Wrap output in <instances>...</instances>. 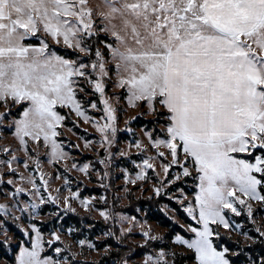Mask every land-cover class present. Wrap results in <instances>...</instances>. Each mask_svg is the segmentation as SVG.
<instances>
[{
	"label": "snow or ice",
	"instance_id": "snow-or-ice-1",
	"mask_svg": "<svg viewBox=\"0 0 264 264\" xmlns=\"http://www.w3.org/2000/svg\"><path fill=\"white\" fill-rule=\"evenodd\" d=\"M109 85L122 91L110 96ZM89 95H98L99 105L83 99ZM122 99L139 116L154 118L153 127L143 130L147 144L136 138L127 145L139 160L130 161L134 174L122 169L125 183L152 182L157 197L179 205L171 209L177 214L172 219L186 214L195 222L181 225L190 238L173 229V245L191 255L160 247L146 251L142 264H177L178 258L180 264H264V250L258 259L240 262L245 248L240 241L228 246L220 231L229 240L237 233L264 249V225L257 222L264 218V0H0V126L10 120L7 130L25 156L21 161L11 148H0L11 156L0 160L7 170L0 171V185L8 175L6 184L14 187L3 190L12 202L0 203V250L12 254L5 264H77L85 246L98 250L65 220L76 213L74 201L93 211L91 198L83 197L79 186L73 190L59 171L46 178L40 149L48 164L71 158L58 137L61 128L77 134L79 124L66 123L74 114L101 134L98 143L110 159L119 131L113 101ZM89 109L103 114L97 119ZM136 119L130 116L125 124ZM125 131L133 133L130 126ZM92 144L84 139L83 147ZM21 165L27 174L18 172ZM90 166L70 165L85 176ZM51 179L64 181L56 195L49 191ZM49 204L55 207L46 214L50 239L45 240L37 220L41 206ZM95 210L122 225L118 244L135 227L144 240L140 248L164 239L147 220ZM125 222L132 226L123 227ZM13 226L23 237L15 245L9 235Z\"/></svg>",
	"mask_w": 264,
	"mask_h": 264
},
{
	"label": "rangeland",
	"instance_id": "rangeland-1",
	"mask_svg": "<svg viewBox=\"0 0 264 264\" xmlns=\"http://www.w3.org/2000/svg\"><path fill=\"white\" fill-rule=\"evenodd\" d=\"M122 90L114 89L109 85L108 94L110 96L118 95ZM91 92V89H89ZM83 95V94H82ZM85 101L96 100L99 105V97L98 95H89L83 96ZM115 107H117V127L119 131L117 132V143L113 145V147L109 150L112 153L110 159L106 157L105 148L100 147L99 141L102 139L101 134L96 131L90 124L83 123L82 120L77 118L74 114L69 116V119L66 123L69 127L72 126L73 122L79 124L78 128H75L76 135L70 133L67 128H61L60 130L63 132V136L58 137V139L64 142L65 150L70 153V159L66 161H61L57 164H48L46 162V157L44 155V149H40V159L42 161L41 169L45 173L48 174L46 178L54 177L57 174V171L67 175L70 180L72 181L71 187L75 190L78 186L83 197L91 198V203L93 205V211H85L79 204L78 201L73 202V207L76 208V213H69L68 215H72L78 217L83 221V223L76 224L74 221L69 219H65L67 224L79 227L82 229L81 233H78V237L83 239L87 237L89 240L93 241L97 245L98 250H90L85 246L82 250V254L77 256V264H107L105 257L112 256L111 260L113 264L116 262V253L122 252L123 254L127 255L120 260H117V264H122L123 259L127 258L130 260V264H142L144 254L141 256L136 257L132 252H129L127 248L123 245H133L139 247L144 243V240L140 234L141 229L139 227H135L133 232L130 234H125L122 239L123 245H118L117 247L111 246L108 251H105V246L110 245L109 236H105L104 233L111 230L115 238L120 236V228L121 224L115 223L113 220L105 221L103 217L100 216L99 211L95 209H109L113 213H121L125 216L132 217L135 216L138 220L143 221L147 220L148 225L152 227L153 233L157 234L164 239L162 241L156 242L157 248H151L150 252L158 251L160 247H163L166 251L172 249L178 253L183 255H191V253H187L185 249L180 248L179 246L173 245L172 238H173V228L171 226H161L157 221L152 220L151 213L152 211L148 209L139 208V206H135L134 203L139 201V199L147 200V201H154L157 198L162 199L163 202L159 204V212L168 218L174 225L178 227L180 230H175V232L184 235L186 238H190L191 233L186 232L181 225L185 223H191L195 226V222L192 221L186 214H181L179 219H172L176 217L177 214L173 213L171 209L175 207H179V205L175 204V201L169 200L168 196L157 197L153 192V183H143L138 181L136 185L126 184L124 180V173L122 169H128L130 173L134 174V165L131 164V160L136 159L139 160V154L135 148L128 149L127 145L130 141L139 138L147 144V138L143 135L144 129H151L153 127L152 116H139L138 109H131L127 108L126 101L120 100L119 103L113 101ZM102 107V105H100ZM123 109V110H120ZM0 111H4L3 108H0ZM15 112L16 109H13ZM62 113H67V109H62ZM89 114L95 116L97 119L103 114L102 112L96 111L94 109H89ZM136 115L137 119L130 122L129 125L125 124V121L129 119L130 116ZM9 121H6L4 125L0 126V148L9 147L19 159L22 161L25 159L24 153L19 149V143L15 139V137L8 131V124ZM102 123V121H101ZM140 124V125H139ZM142 124V125H141ZM131 127L133 129V133H128L125 131L126 127ZM80 137H83L80 138ZM84 139L91 140L93 142L92 146L89 148H84ZM79 144L80 147L76 148L74 145ZM29 148L33 149V155H35V144L32 142L29 143ZM127 151L126 156H120L118 153L120 151ZM149 154H152L151 152ZM3 159H11V156L5 155L3 152H0V160ZM106 160V163H100V160ZM72 162H76L79 165H83L85 163H89L91 166L89 168V176H85L83 173H80L74 169H71L70 165ZM30 168H34L35 165L32 161H29ZM16 167V165H13ZM67 167V171H66ZM0 171L7 172L4 166H0ZM18 172L25 173L22 165L18 169ZM107 172L108 175L104 176V173ZM12 178L8 175H5V184L0 185V203H11L12 198L8 196L7 198L4 195V188H7L9 191H13L14 187L12 185H7V179ZM37 182H39V175L37 174ZM183 183V182H181ZM103 185V186H102ZM193 182L189 179L188 184L186 185V190L188 193V198L192 199V193L195 191L194 187L192 186ZM29 190H31V186H27ZM64 187L63 179H51L49 191L52 195H56L55 189ZM127 188L128 191L125 192L124 188ZM47 196L48 193H44ZM178 194V193H177ZM63 195H68L67 191H63ZM100 197H105L104 200H101ZM167 205V208L165 207ZM55 206L49 205H42L41 208L43 212L41 217L38 218L37 222H43L44 231H45V240L50 239L47 234V226L50 224V219L47 218L46 214L49 211H52ZM139 209V211H137ZM133 211V212H132ZM19 215V213H17ZM241 219V218H237ZM80 221V222H81ZM258 224L264 225V218L257 217ZM11 224V222H9ZM98 224V233L95 231H91L92 227ZM91 225L92 227H89ZM132 226L131 224L125 222L123 227L127 228ZM105 227V228H103ZM247 227L252 228L251 224H248ZM115 229V231H114ZM182 231V233H181ZM221 236L225 238L224 242L230 246L235 248L236 242L240 241V246L245 248V253H242L240 256V262L245 261L249 257L252 258H259L260 252L264 249L260 248L258 244L253 243L252 241L245 242L243 237L239 236L237 233H231V239H227L228 234L225 232L224 229H220ZM12 237V244L15 245L18 240L17 237L23 239L22 235L16 230L15 226L12 227V231L9 233ZM113 235V236H114ZM3 239V237H0ZM66 241L69 238L64 237ZM250 245V247H248ZM130 250V248H129ZM73 251L80 253L81 249L73 246ZM12 258L11 252L7 256L4 255L3 250H0V264H5L7 260ZM235 259V257H234ZM119 261V262H118ZM180 261V258H178Z\"/></svg>",
	"mask_w": 264,
	"mask_h": 264
},
{
	"label": "trees",
	"instance_id": "trees-1",
	"mask_svg": "<svg viewBox=\"0 0 264 264\" xmlns=\"http://www.w3.org/2000/svg\"><path fill=\"white\" fill-rule=\"evenodd\" d=\"M161 202H163V198L162 199L157 198L154 201H147V200L139 199V201L135 202L134 205L137 206V207L139 206V208H142V209L144 208V209H148V210L152 211V213H151L152 220L157 221L161 226H167V225H169V226H171V228H173L175 230H180L168 218H166L164 215H162L159 212V204H161ZM65 219L66 220L69 219L71 221H74L76 224L81 223L80 222L81 219H79L78 217L72 216V215L66 216ZM93 225H95V226L92 227L91 231H95V232L98 233V230H100V228H98V224H95L94 223ZM103 228H105V227H103ZM114 231H115V229H114ZM181 233H182V231H181ZM121 242L118 244L117 243V240L115 238V235H114V236H112L110 238L109 244L111 246H113V247H117L118 245H123L122 244L123 242L122 243ZM124 246L127 248V250L129 252H132V254H134L136 257L141 256L146 251L150 252L151 248H153V247L154 248H157L156 243L153 244V245H151V246H149L147 249L140 248V247L133 246V245L129 246L128 244L127 245H123V247ZM259 247L262 248L261 246H259ZM129 248H130V250H129ZM115 256H116V262H115V264H117V260H120V258H123L124 256H127V255L123 254L122 252H119V253H116ZM118 256L119 257L121 256V257L118 258ZM111 258H112V256L105 257V260H106V263L107 264H113V261L111 260ZM100 264H102V263L100 262ZM177 264H180V261L177 260Z\"/></svg>",
	"mask_w": 264,
	"mask_h": 264
}]
</instances>
